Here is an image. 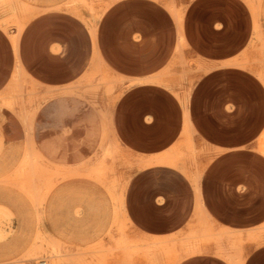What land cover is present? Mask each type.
Here are the masks:
<instances>
[{
    "label": "crops",
    "instance_id": "1",
    "mask_svg": "<svg viewBox=\"0 0 264 264\" xmlns=\"http://www.w3.org/2000/svg\"><path fill=\"white\" fill-rule=\"evenodd\" d=\"M137 5L135 10L106 13L104 33L111 32L113 17L143 13ZM145 11L154 43L120 48L119 68L126 75L122 85L130 87L121 88L114 103L103 95L98 121L106 127L105 140L117 142L120 152L114 163L119 164L118 171L94 178V190L103 196L104 227L125 231L128 248L135 250L125 258L120 244L111 259L119 264H264V160H256L251 151L232 150L248 145L261 130L263 112L261 108L257 115L255 104L263 89L230 66L193 76L192 69L209 63L203 51L195 50L200 60H187L191 46L171 45V10L149 6ZM49 20L33 23L25 31L27 60L36 53L34 43L42 51L41 32ZM143 25L137 19L119 29L126 37L134 30L145 33ZM57 43L50 40V49L56 50ZM112 51L107 45L101 51L109 66ZM179 53L183 60L175 59ZM75 54L71 74L63 82L81 79L86 55ZM241 99L250 109H240ZM78 109L76 99L43 108L38 131H57L51 141L58 143L55 151L61 160L79 159ZM93 111L83 116L89 123ZM93 132L89 126V147H95ZM217 150L222 152L219 156ZM116 238L117 234L110 239L111 245L117 244Z\"/></svg>",
    "mask_w": 264,
    "mask_h": 264
},
{
    "label": "rangeland",
    "instance_id": "2",
    "mask_svg": "<svg viewBox=\"0 0 264 264\" xmlns=\"http://www.w3.org/2000/svg\"><path fill=\"white\" fill-rule=\"evenodd\" d=\"M138 3L143 13L113 17L111 32L104 33L106 13L135 10ZM149 6L171 10V45L191 46L187 60L201 59L195 50L207 57L209 63L192 69L193 76L230 66L263 89L255 104L257 115L262 108V121L259 116L254 121L261 130L248 145L232 150L251 151L256 160H264V0H0V264H119L111 254L119 252L120 244L125 258L135 252L128 248L125 231L105 229L103 196L94 190V178L119 168L114 164L120 160L117 142L105 140L108 134L99 115L104 94L114 103L121 88L130 87L122 85L126 75L119 68L120 48L154 43L145 11ZM48 18L50 25L41 32L42 51L34 43L36 53L27 60L25 31ZM137 19L147 31L122 35L119 27ZM52 39L58 42L56 50L48 44ZM104 45L113 50L112 66L102 57ZM77 51L86 55L81 79L63 82ZM179 55L175 59L183 60ZM72 99L81 118L79 159L61 160L55 151L58 143L51 141L57 131L38 129L45 106ZM240 102L241 110L250 109ZM88 110H95L91 123L83 118ZM89 126L95 147L87 143ZM116 234L117 244L111 245Z\"/></svg>",
    "mask_w": 264,
    "mask_h": 264
},
{
    "label": "bare ground",
    "instance_id": "3",
    "mask_svg": "<svg viewBox=\"0 0 264 264\" xmlns=\"http://www.w3.org/2000/svg\"><path fill=\"white\" fill-rule=\"evenodd\" d=\"M238 247V246H237Z\"/></svg>",
    "mask_w": 264,
    "mask_h": 264
}]
</instances>
